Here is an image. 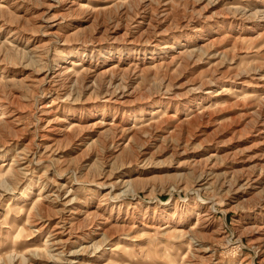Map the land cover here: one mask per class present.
<instances>
[{
	"label": "rangeland",
	"instance_id": "374dc122",
	"mask_svg": "<svg viewBox=\"0 0 264 264\" xmlns=\"http://www.w3.org/2000/svg\"><path fill=\"white\" fill-rule=\"evenodd\" d=\"M199 215V251L166 234ZM263 240L264 0H0V264H264Z\"/></svg>",
	"mask_w": 264,
	"mask_h": 264
},
{
	"label": "bare ground",
	"instance_id": "6f19581e",
	"mask_svg": "<svg viewBox=\"0 0 264 264\" xmlns=\"http://www.w3.org/2000/svg\"><path fill=\"white\" fill-rule=\"evenodd\" d=\"M80 6L82 7L83 4H80ZM101 11V10H100ZM217 30V29H216ZM213 33V32H212ZM215 34H218V31L215 33ZM237 34V33H236ZM227 35V34H226ZM211 37V36H210ZM230 37V36H229ZM225 39V38H224ZM78 60H73L72 61V65H75L77 64L78 65ZM41 121H43V119H41ZM74 126H76V124H73L71 125V127L67 128V129H59V128H54L53 131L54 132H58V133H63V134H68V132L70 131V128H73ZM68 136V135H67ZM42 143L40 141H34V146L36 147H39L41 146ZM10 159V158H9ZM5 160V159H4ZM9 161V160H8ZM13 161V160H12ZM2 164V163H1ZM35 164V163H34ZM4 165V164H3ZM4 168V166H3ZM210 174L208 172H202L198 179H197V183L199 186L202 187V185L205 183L204 181L207 180L208 176ZM197 185V184H196ZM200 190V188L198 189ZM213 199V198H211ZM209 200V199H208ZM214 200V199H213ZM215 202V201H214ZM35 205V204H34ZM206 205V204H205ZM211 208V207H210ZM213 208V207H212ZM205 209V208H204ZM213 210V209H212ZM214 212V211H213ZM208 215V214H207ZM174 220H177L176 218H174ZM181 222H182V225L183 227L185 226L186 222L181 219ZM203 222H205V216L203 215H199V217L196 219V222L191 225V227H189L188 229H180V230H177V228L173 227L170 232L167 231L166 234L168 235L169 238L173 239V242L174 243H178L179 245H187L188 246V249H193V250H198L205 247L204 244L202 243L203 242V236H202V230H200V227L202 226ZM170 239V240H171ZM230 240V239H229ZM46 241L49 242V240L46 239ZM45 243V242H44ZM47 243V242H46ZM46 243L44 244L46 246ZM209 243V242H208ZM186 246V247H187ZM45 248V247H44ZM261 249L264 248V240H263V243L260 247ZM188 250V251H189ZM207 252L210 251L209 250V247L207 248L206 250ZM36 253V252H35ZM210 253V252H209ZM212 253V252H211ZM188 255V254H186ZM185 255L183 261H181L182 263L181 264H186V258L187 256ZM196 255V254H194ZM213 256V254H212ZM154 258V257H153ZM195 258V257H194ZM248 259V258H246ZM252 259V258H251ZM245 260V259H244ZM215 262V261H214ZM243 262V261H242ZM263 262V261H262ZM222 263V262H221ZM252 263V261H251ZM106 264H117V263H114L113 261H108Z\"/></svg>",
	"mask_w": 264,
	"mask_h": 264
}]
</instances>
